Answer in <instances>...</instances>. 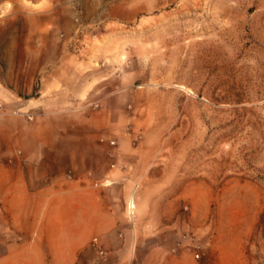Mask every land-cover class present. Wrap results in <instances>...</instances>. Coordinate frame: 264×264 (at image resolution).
<instances>
[{
	"label": "rangeland",
	"instance_id": "374dc122",
	"mask_svg": "<svg viewBox=\"0 0 264 264\" xmlns=\"http://www.w3.org/2000/svg\"><path fill=\"white\" fill-rule=\"evenodd\" d=\"M50 44L84 83L61 127L117 172L81 169L118 228L79 264H264V0H0V91L30 85L11 114L38 115Z\"/></svg>",
	"mask_w": 264,
	"mask_h": 264
},
{
	"label": "crops",
	"instance_id": "0c3cea01",
	"mask_svg": "<svg viewBox=\"0 0 264 264\" xmlns=\"http://www.w3.org/2000/svg\"><path fill=\"white\" fill-rule=\"evenodd\" d=\"M47 49L43 57L38 48L29 53L35 68L23 74L28 81L44 66L46 82L37 91L41 94L51 83L32 110L38 114L34 119L9 112L25 107L22 95L30 85L12 84L7 92L0 91L6 99L0 102V264H79L92 237L115 235L118 228L105 202L107 191L89 185L81 169H91L96 181L117 172L105 164L95 169L91 160L80 163L79 147L72 145L77 137L61 127L72 126L70 107L65 113L57 110L76 104L84 83H74L78 74L63 65L62 53L51 44ZM117 242L122 244L121 238Z\"/></svg>",
	"mask_w": 264,
	"mask_h": 264
},
{
	"label": "built area",
	"instance_id": "2783aa9c",
	"mask_svg": "<svg viewBox=\"0 0 264 264\" xmlns=\"http://www.w3.org/2000/svg\"><path fill=\"white\" fill-rule=\"evenodd\" d=\"M14 112H17L20 115L24 116L26 120L27 119L30 120V119L33 118V114L30 111H26V110L20 111L19 109H16ZM92 242L95 244L96 243V238H93ZM97 252H98V254L100 255L101 258H105V251H103L102 249L98 248Z\"/></svg>",
	"mask_w": 264,
	"mask_h": 264
}]
</instances>
